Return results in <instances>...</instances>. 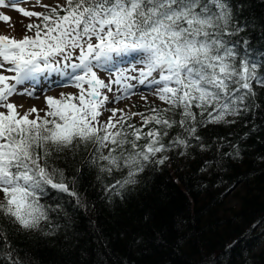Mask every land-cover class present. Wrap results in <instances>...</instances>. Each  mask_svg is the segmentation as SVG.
<instances>
[{
    "label": "snow or ice",
    "instance_id": "6c2138e0",
    "mask_svg": "<svg viewBox=\"0 0 264 264\" xmlns=\"http://www.w3.org/2000/svg\"><path fill=\"white\" fill-rule=\"evenodd\" d=\"M43 7L47 11L42 13L20 9L39 19L26 26L33 35L0 34V264H36L28 250L13 243L15 236L62 234L67 239L73 233L75 217L68 207L41 200L55 190L75 208L89 207L76 191L75 178L69 180L57 166L80 145L93 146L91 163L105 162L99 164L101 172L110 176L127 170L105 186L123 200L122 193L139 183L137 177L149 163L162 165L169 159L158 154L187 150L193 141L201 152L215 147L220 159L242 161L244 142L259 125L253 123L235 141L221 137L208 142L198 130L240 120L247 124V116L264 112L257 91L264 88V50L257 52L246 35L253 25L241 19L242 2L65 0ZM50 74L71 81L78 94L46 96L47 110L33 106L23 113V105L10 102L16 95L35 96L41 78ZM138 86L167 107L152 108L148 116L131 113L143 127L127 124L125 129L124 109L108 105L129 98ZM105 111L112 115L102 121ZM148 125L154 126L145 132ZM174 127L182 133L165 143ZM142 139L147 142L138 143ZM225 147L230 150L221 151ZM99 264H107L103 256Z\"/></svg>",
    "mask_w": 264,
    "mask_h": 264
},
{
    "label": "trees",
    "instance_id": "16d2710c",
    "mask_svg": "<svg viewBox=\"0 0 264 264\" xmlns=\"http://www.w3.org/2000/svg\"><path fill=\"white\" fill-rule=\"evenodd\" d=\"M240 2L241 19L253 25L246 35L257 52L264 50V0H233V4ZM257 91L258 102L264 104V88ZM136 105L145 116L152 114V108L167 107L162 101ZM124 115L125 129L127 124L143 127L139 116ZM246 120L249 123L240 120L198 130L208 142L221 137L235 141L253 123L259 125V131L244 142L242 161L220 159L215 147L201 152L193 141L187 150L158 154L157 158L167 155L169 159L162 165L149 163L137 177L139 183L122 193L123 200L107 193L105 186L122 179L127 170L110 176L101 172L99 164L105 162L91 163L93 146L80 145L57 166L69 180L75 178L76 191L89 207L77 209L55 190L41 200L68 207L75 217L73 233L67 239L62 234L53 238L20 234L12 238L13 243L28 250L36 264H99L101 256L107 264H264V160L260 159L264 157V112ZM177 133L182 129L174 127L164 142ZM206 160L213 163L206 166ZM137 239L142 243L136 244Z\"/></svg>",
    "mask_w": 264,
    "mask_h": 264
},
{
    "label": "rangeland",
    "instance_id": "374dc122",
    "mask_svg": "<svg viewBox=\"0 0 264 264\" xmlns=\"http://www.w3.org/2000/svg\"><path fill=\"white\" fill-rule=\"evenodd\" d=\"M6 1H8V5L0 4V34H8L15 36L16 38H22L25 34L33 35L34 31L29 32L26 26L29 23L39 22L37 17L24 16L20 9L42 13L47 11V8L43 7V5L54 7L56 5H62L65 2V0H17L16 3H13L12 0ZM3 16L9 17V19L4 20L2 18ZM4 74L11 75V73L7 72ZM99 75L101 78L107 81L108 75L106 72L100 70ZM29 87L31 86L29 85ZM66 91H72L74 94H78V89L72 85L71 81L59 77L57 74H50L46 78H41L39 85L36 87L35 96L28 97L16 95L10 98V102L23 105V107L19 109L21 113L33 106H35L37 109L47 110L45 97L53 96L59 98L60 94ZM142 97H146V99H143ZM150 101L159 102L160 100L144 86H138V88L134 91V94L130 95L129 98L124 99L116 104H109L108 107L117 109L122 108L124 109V114L130 115L133 112L139 113V108L136 105L137 103L142 104ZM0 110L3 109L0 108ZM34 115L35 114H33V116ZM40 115L43 116L44 111H41ZM111 115V112L105 111L101 117V120L106 121ZM120 115L121 113L117 112L115 119L119 118Z\"/></svg>",
    "mask_w": 264,
    "mask_h": 264
}]
</instances>
